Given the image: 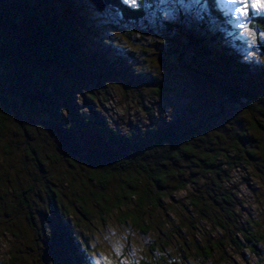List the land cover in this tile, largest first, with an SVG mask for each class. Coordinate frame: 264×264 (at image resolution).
Here are the masks:
<instances>
[{"label":"trees","instance_id":"obj_1","mask_svg":"<svg viewBox=\"0 0 264 264\" xmlns=\"http://www.w3.org/2000/svg\"><path fill=\"white\" fill-rule=\"evenodd\" d=\"M59 1L0 0V142H3V158L8 159L7 155L12 154L13 148L18 149L25 160L32 162L37 171V174L33 173L38 175L37 179L27 182L23 188L13 189L16 205L5 202L7 188L4 183L1 186L3 180L0 179V212L9 217L12 213L21 212L30 230L35 233V245L44 246L40 249L36 245L38 253L32 249L25 252L26 255L35 254L43 264H55L57 261L60 264H88L82 257L83 253L79 252L80 248L85 249L86 244L70 229L72 220L68 222L65 219L70 214L66 210L67 206L61 202L58 186H66L71 201L77 204L75 209L80 217L89 215V204L105 214L119 210L120 222H129L142 235L158 230V238L167 239L158 242V246L152 245L149 251L153 256L141 261V264H180L166 252L169 244L177 241L164 232L165 221H157L154 212L162 207L166 209L164 201L173 199L174 193L185 191L189 184L195 186V179L199 177L205 180L210 177L214 188L221 191L220 200L230 205L233 203V193L223 184L225 181L219 179L220 160L230 155L237 158L243 155L254 161V157H258L257 145L246 130H231L224 142L213 127L207 128L197 119L186 125L188 130H179L171 122L166 129L155 130L139 139L119 132L103 119L96 123L85 119L79 112L81 103L78 104V101L93 103L96 98L93 91L82 90L83 87L88 89V85L81 69L84 66L94 68L92 64L99 60L105 64L111 63L103 55H96L98 51L92 47L91 36L85 33L94 30L92 34L96 36L106 34L108 43L118 35L108 33L107 28L98 23L92 26L79 19L82 25L79 22L74 24L57 7ZM101 1L104 7L108 6V10L117 16V20L138 22L145 16L142 7H130L123 0ZM92 4L102 10L94 1ZM207 7V12L221 26L214 32L215 42L208 46L197 36L195 51L193 53L191 50L187 61L185 49L191 45L188 40L181 46L164 51L165 42L158 40V61H150L145 71L134 75L141 80V84L136 87V94L141 97L143 88H147L154 98H166L172 91L186 92L189 81L180 79L183 85L175 90L172 88L174 78L163 75L156 66L164 63L166 55L173 51L183 63H175L176 66H172L174 69L170 71L181 68L195 74L193 70H197L196 67L205 62L218 61L219 66L216 67L220 73L216 76V79L219 78L216 84L226 97L225 100L241 104L246 111L257 109L264 118V93L251 92V88L242 84V80L251 73L249 64L240 61L235 52L225 42H221L226 41L222 35L223 27L231 22L225 13L226 5L221 0H207ZM20 20L22 26L18 25ZM159 20L164 25L149 24L142 29V36L158 33L168 42L176 39L171 27L175 23L162 18ZM105 26L113 29L110 24ZM249 26L264 34V15L250 17ZM164 31L169 34L165 36ZM238 43L230 41L228 44L237 46ZM118 44L121 43L118 41ZM191 64L196 67H191ZM106 77L98 81L108 87L109 79ZM209 80L213 81V77ZM189 93L187 96L190 98L197 95V92ZM199 102H203L204 108L208 109L209 103L205 99H199ZM82 105L91 114L98 113L91 104ZM224 112L223 109L222 116ZM251 128L264 132V125L256 119L250 124ZM19 139L23 142V149ZM182 164L189 169L186 178L180 169ZM55 166L63 169L58 170ZM9 167L13 169L14 165L9 164ZM4 173L5 179L11 182L8 171ZM69 176L71 179H68ZM75 179H80V182ZM75 183L79 184V190L74 188ZM44 187L47 205L41 201L37 203V198L42 197L40 190ZM188 203L191 208L200 209L202 205L196 198H188ZM65 222L67 227L64 226ZM244 231L239 228L238 234ZM244 237L255 247L257 241L253 234H244ZM232 243L238 244L237 239L233 238ZM174 248L184 250L180 243H175ZM59 249L66 253L64 258H61ZM202 251L206 258L210 257L209 248ZM8 264H20V260L12 256Z\"/></svg>","mask_w":264,"mask_h":264},{"label":"rangeland","instance_id":"obj_2","mask_svg":"<svg viewBox=\"0 0 264 264\" xmlns=\"http://www.w3.org/2000/svg\"><path fill=\"white\" fill-rule=\"evenodd\" d=\"M93 1L98 2V0ZM123 1L130 7H142L145 12L144 18L138 22L117 20V16L108 10V6L98 10L91 0H60L57 3L62 14L74 24L79 22L81 26L80 21H83L94 26L98 23L106 27L108 33H115L119 37L108 43L106 34L96 36L92 34L94 30L92 32L87 30L85 33L86 36H91L92 47L98 51L96 55H103L105 59L111 60V63L105 64L99 60L92 64L94 68L84 66V69H81L88 85V89L83 87L82 90L93 91L96 98L93 103L87 100L84 101L85 103L78 101V104L81 103L78 107L81 116L94 123L105 120L119 132L136 139L145 138L155 130H164L171 122H174L179 130H188L189 127L186 125L195 119L206 124L207 128L213 127L224 142L231 130H246L257 145L258 157H254L255 160L252 161L243 155L239 158L230 155L220 160L221 166L218 169L219 179L222 178L225 181L223 184L233 193V203L227 205L220 200L221 191L214 188L210 177L206 180L199 177L195 179V186L189 184L185 191L174 193L173 199L164 201L163 206L169 211L166 212L163 207L159 208L154 212V218L157 221H165L164 232L184 247V250L175 249L174 244L179 245V243L169 244L168 242L169 246L166 249L172 260L180 264H264V132L249 129L254 119L264 125V118L258 110L246 111L240 106L241 104L225 100L226 97L220 93L216 84L219 82L216 76L220 73L217 70L218 61L205 62L199 67L191 64V67L197 69L193 70L195 74L179 67L177 71L176 69L170 71L172 66H176L175 63L179 65L183 63L181 57L173 51L166 55L164 63L156 65L157 69L163 75H171L174 78L172 88L175 90L183 85L180 79L189 81L186 92H197V98L205 99L209 103L208 109L204 108V103L200 104L195 96L188 97L185 90L181 91L184 93L172 91L166 98L151 97L147 88L141 90V97L136 94V87L141 80L134 75L136 72L145 71L150 66V61H158L157 56L160 52L158 40L165 42L163 51L170 48L172 50L173 46H181L188 40L191 44L185 49L188 61L189 55L192 54L191 50L193 53L195 51V38L199 36L202 41L211 46L215 42L214 32L221 26L207 12V0ZM221 1L226 5L225 13L231 21L229 25L223 27L222 35L225 36L226 41L221 40V42H225L240 61L249 64L251 73L242 80V84L251 88V92L264 93V34L249 26L250 17L264 15V8L252 7V0H249L247 14L242 15L232 11L231 0ZM161 18L175 23L171 27L172 35L175 34L176 39L168 42L162 34L158 33L142 36V29L147 28L149 24L160 26ZM108 24L113 26V29L105 26ZM18 25H23L22 20L18 22ZM151 26L150 29H152ZM163 33L165 36L169 34L167 31ZM118 41L121 44L117 45ZM230 41L239 43L237 46L229 45ZM112 56L115 58L113 59ZM121 56H123L122 59ZM169 65L171 67L167 68ZM164 67L166 70L163 71ZM105 76L109 79L108 87L102 86L98 81ZM212 77L213 81H210L209 78ZM82 103L91 104L98 113L91 114ZM223 109L225 112L222 116ZM229 126L234 128L230 129ZM19 142L23 149L21 139ZM2 143L1 141L0 179L3 180L1 186L4 183V187L7 188L5 202L16 205L13 189L23 188L27 182L37 179L38 175L34 174H37V171L32 166V162L25 160L18 149L13 148L12 154L7 155L8 159L4 160ZM9 164H13L14 168L11 169ZM185 167L184 164L180 166L184 178L188 177L189 172V169ZM5 171H8L12 177L11 182L5 179ZM68 179H71V176ZM75 180L80 182V179ZM73 185L74 188L80 189L78 183ZM58 187L61 192V202L67 206L66 210L71 215L65 219L68 222L72 220L73 225H70V229L73 234L81 237L80 241L86 244L84 246L86 250L80 248L79 252L83 253L82 257L84 256L88 264H141V261H146L148 257L153 256L149 251L152 245L158 246V242L167 241V239L158 238V230L142 235L129 222H120L119 210L105 214L99 208L89 204V215L80 217L75 209L77 204L74 205V201H71L67 187L62 185ZM45 190V187L41 188L42 197L37 198V203L41 201L44 205L48 204ZM1 193L2 188H0ZM188 198H196L202 202L200 209L191 208ZM7 217L9 216L0 212V264H8L12 256L17 257L20 264H43L35 254L29 256L30 254L25 253L33 251L32 249L38 253L36 245L39 244L35 245V233L33 234L30 230L22 213H12L9 218ZM64 226L67 227L66 222ZM178 227L181 229L179 230ZM239 228L245 231L238 234ZM248 233L253 234L257 241L255 247L245 240L244 234ZM233 238L237 239L238 244L232 243ZM39 247L42 249L44 246L39 245ZM204 248H209L211 251L209 258L203 254ZM59 253L61 258L65 257L66 253L60 249ZM55 264L60 262L57 261Z\"/></svg>","mask_w":264,"mask_h":264},{"label":"snow or ice","instance_id":"obj_3","mask_svg":"<svg viewBox=\"0 0 264 264\" xmlns=\"http://www.w3.org/2000/svg\"><path fill=\"white\" fill-rule=\"evenodd\" d=\"M134 2V0H133ZM231 4L233 5L232 11L246 15L247 14V7L249 4V0H231ZM238 6V7H237ZM252 7L254 8H264V0H252ZM251 35V34H250Z\"/></svg>","mask_w":264,"mask_h":264},{"label":"water","instance_id":"obj_4","mask_svg":"<svg viewBox=\"0 0 264 264\" xmlns=\"http://www.w3.org/2000/svg\"><path fill=\"white\" fill-rule=\"evenodd\" d=\"M91 1H93V0H91ZM98 2H100V3L97 4ZM98 2L96 3V2L94 1V3H95L100 9H103V8H104V4L102 3V1H101V0H98Z\"/></svg>","mask_w":264,"mask_h":264}]
</instances>
